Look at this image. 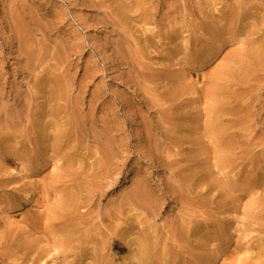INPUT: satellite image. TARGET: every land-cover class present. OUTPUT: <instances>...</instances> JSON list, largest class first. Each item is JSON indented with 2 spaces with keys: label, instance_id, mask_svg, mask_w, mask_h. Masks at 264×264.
Masks as SVG:
<instances>
[{
  "label": "rangeland",
  "instance_id": "rangeland-1",
  "mask_svg": "<svg viewBox=\"0 0 264 264\" xmlns=\"http://www.w3.org/2000/svg\"><path fill=\"white\" fill-rule=\"evenodd\" d=\"M263 49L264 0H0V264H264Z\"/></svg>",
  "mask_w": 264,
  "mask_h": 264
},
{
  "label": "bare ground",
  "instance_id": "bare-ground-1",
  "mask_svg": "<svg viewBox=\"0 0 264 264\" xmlns=\"http://www.w3.org/2000/svg\"><path fill=\"white\" fill-rule=\"evenodd\" d=\"M248 3V2H247ZM242 9H243V7H242ZM253 10V9H252ZM250 12V11H249ZM169 15V14H168ZM227 15V14H226ZM232 16V15H231ZM243 17L244 18H247L248 17V15H247V13H245L244 15H243ZM251 18V17H250ZM253 20H255V19H253ZM232 22V21H231ZM237 27V26H236ZM250 29V28H249ZM254 31V30H253ZM247 35V34H246ZM256 40V39H255ZM250 51V50H249ZM255 51V50H254ZM254 51H253V54L251 55V57L254 59V61L257 63V65L258 64H260L261 65V63H263L264 62V49L261 51V52H255V54H254ZM244 63V62H243ZM260 65H258V66H260ZM261 67H264V65H261ZM254 72H256V71H254ZM251 73H253V72H251ZM248 74H250V73H248ZM252 75H254V74H251V77H252ZM52 88V87H51ZM50 91H51V89H50ZM55 95V94H54ZM53 95V96H54ZM47 98V97H46ZM50 98V97H49ZM229 98V97H228ZM50 100H52V99H50ZM70 100V99H69ZM69 100H67V102L69 101ZM71 101V100H70ZM52 101H50V103H51ZM73 105H74V103H72ZM51 106H52V104H51ZM48 107V106H47ZM53 108V107H52ZM69 108V107H68ZM67 108V110H70L71 108H69L68 109ZM227 108V107H226ZM19 111V110H18ZM219 108H217V107H214L213 108V115L214 116H217V114L219 113ZM25 112H27V110L25 111ZM224 112V111H223ZM222 112V113H223ZM225 112H227V113H229L228 111H225ZM224 112V113H225ZM253 112V111H252ZM23 113V112H22ZM212 113V112H211ZM221 113V114H222ZM223 113V114H224ZM220 114V115H221ZM20 115V114H19ZM75 115H76V113H75ZM219 115V116H220ZM21 116H23V115H21ZM27 116V115H26ZM51 115H49V117H50ZM226 116H228V115H226ZM236 116V115H235ZM249 116V115H248ZM19 117V116H18ZM45 117H46V115H45ZM48 117V116H47ZM51 117H53V116H51ZM229 117H231L230 115H229ZM250 117V116H249ZM54 118V117H53ZM211 118V117H210ZM237 118V117H236ZM19 119H20V117H19ZM18 119V120H19ZM25 119V118H24ZM71 119V118H70ZM222 119V118H221ZM239 119V118H238ZM22 120V119H21ZM20 120V121H21ZM42 120V119H41ZM46 120H50L49 118H46ZM46 120H45V122H46ZM56 120V119H55ZM55 120H53V121H55ZM64 120V119H63ZM76 120H79V119H76ZM244 120L246 121V119H245V117H244ZM44 121V120H43ZM57 121V120H56ZM235 121V120H234ZM5 123V122H4ZM6 123H7V121H6ZM23 122L21 121V124H22ZM71 123H73V122H71ZM70 123V124H71ZM9 124H11V123H9ZM8 124V125H9ZM17 124H20V123H17ZM243 124V123H242ZM12 125V124H11ZM58 125V124H57ZM75 125H77V121H76V124ZM80 125V124H79ZM79 125H78V127H79ZM71 126V125H70ZM21 127V126H20ZM57 127V126H56ZM72 127V126H71ZM244 127V126H243ZM247 127V126H246ZM58 128H59V126H58ZM16 129V128H15ZM60 129H62V127L60 128ZM14 130V129H13ZM78 130L80 131V129L78 128ZM211 130V129H210ZM251 130V129H250ZM17 131V130H16ZM19 131V130H18ZM17 131V133H19V132H21V131H19L18 132ZM50 132V131H49ZM48 132V133H49ZM250 132V131H249ZM109 133V132H108ZM253 133V132H252ZM51 134H53V133H51ZM222 134V133H221ZM251 134V133H250ZM20 135V134H19ZM253 135V134H252ZM52 137V136H51ZM58 137H60V138H69L70 137V133H68V131H62V130H60V132H59V134L57 135V138ZM212 137V136H211ZM213 137H215V136H213ZM217 137V136H216ZM256 137V136H255ZM248 137H246V139H247ZM243 139V138H242ZM72 140H74V139H72ZM248 141H249V139H247ZM58 141V140H57ZM248 141H246V142H248ZM69 142H70V140H69ZM252 143H254L253 141H251ZM58 143H60V142H58ZM64 143V142H63ZM73 143H74V141H73ZM260 143V142H259ZM264 143V142H263ZM47 144V143H46ZM53 143H52V141H51V145H52ZM62 144V143H61ZM106 144V143H105ZM108 144V143H107ZM247 144V143H246ZM15 145V144H14ZM94 145H96V144H94ZM257 145V144H256ZM49 146V145H48ZM157 146V145H156ZM244 146V145H243ZM105 147V146H104ZM108 147H109V145H108ZM254 147V146H253ZM57 148V147H56ZM55 148V149H56ZM93 148V147H92ZM100 148V147H99ZM110 148V147H109ZM108 148V149H109ZM223 148V147H222ZM241 148V147H240ZM105 149V148H104ZM103 149V150H104ZM245 149V148H244ZM65 150H67V149H65ZM110 150V149H109ZM106 151V150H105ZM112 151V150H111ZM58 152V151H57ZM100 152V151H99ZM110 152V151H109ZM20 153V152H19ZM109 153H108V151H107V154H105V155H108ZM235 154V153H234ZM238 155V154H237ZM258 155V154H257ZM29 156V155H28ZM98 156V155H97ZM102 156V155H101ZM165 156V155H164ZM239 156V155H238ZM105 157V156H104ZM103 157V158H104ZM106 157H108V156H106ZM58 158V157H57ZM165 158V157H164ZM257 158V157H256ZM21 159L24 161L25 159L24 158H22L21 157ZM67 159V158H66ZM9 160H12L9 156H7V155H0V162L1 161H3V162H7V161H9ZM172 160V159H171ZM175 160V159H174ZM17 161V160H16ZM58 161L60 162V159L58 158ZM82 161V160H81ZM104 161V160H103ZM62 162V161H61ZM171 162H173V161H171ZM7 163H9V162H7ZM12 163V162H11ZM14 163V162H13ZM61 164V163H60ZM63 164V163H62ZM167 164H168V162H167ZM255 164V163H254ZM1 165V164H0ZM22 165V164H21ZM82 165V164H81ZM105 165V164H104ZM240 165V164H239ZM5 166V165H4ZM171 167V166H170ZM174 167V166H173ZM66 170V169H65ZM11 172H13V171H11ZM244 173H246V172H244ZM8 175V174H7ZM60 176V175H59ZM104 177V176H103ZM61 179V178H60ZM1 182V181H0ZM95 182V181H94ZM242 183V182H241ZM255 183V182H254ZM92 184V183H91ZM250 184V183H249ZM174 185H176V184H174ZM251 185V184H250ZM177 187H179V186H177ZM139 187H137V189H138ZM146 189V188H145ZM181 190V189H180ZM86 191H88V190H86ZM139 191V190H138ZM146 191H147V189H146ZM89 192H91V191H89ZM140 192V191H139ZM82 193V192H81ZM183 193V192H182ZM186 193V192H185ZM184 193V194H185ZM67 194V193H66ZM89 194V193H88ZM87 194V196L89 197V195ZM33 195V194H32ZM84 195V194H83ZM181 195V194H180ZM86 196V198H88ZM92 196V195H91ZM90 196V197H91ZM126 196V195H125ZM89 197V198H90ZM133 197V196H132ZM180 197V196H179ZM31 198H33V197H31L30 195H26V197H25V200L26 201H28V200H30ZM136 198V197H135ZM137 199V198H136ZM88 200V199H87ZM86 200V201H87ZM124 200H125V198H124ZM123 200V201H124ZM74 198L73 197H70L69 198V200L67 201L68 202V204L69 205H71V204H74ZM90 201V200H89ZM89 201H87V203L89 202ZM124 202H126V200L124 201ZM124 202H122V203H124ZM130 202V201H129ZM142 202H144V201H142ZM147 202V201H146ZM95 203V202H94ZM119 203V202H118ZM120 205V204H119ZM118 205V206H119ZM113 206V205H112ZM122 206H124L125 207V205L124 204H122ZM91 207H92V205H91ZM90 208V207H89ZM115 209V208H114ZM117 209H119V208H117ZM80 210H82V209H80ZM79 210V211H80ZM91 210V209H90ZM123 210V209H122ZM111 211V210H110ZM118 212H119V210H118ZM83 213H85V212H83ZM117 213V212H116ZM112 217L114 218V216L112 215ZM41 219V218H40ZM119 222V221H118ZM104 224V223H103ZM97 226H99V225H97ZM105 226V225H104ZM108 227V226H107ZM109 228V227H108ZM95 230V229H94ZM97 230V229H96ZM88 233H90V232H88ZM174 233V232H173ZM184 233V232H183ZM87 234V233H86ZM154 234V233H153ZM176 234H178V232L176 233ZM79 234H78V230H77V228H76V226L75 225H73V226H68V228H66V230L63 232V239H62V242H61V245L60 246H65L66 248L67 247H70V245L74 242V241H76L78 238H81V236H78ZM87 236H89V235H87ZM143 236H145V235H143ZM154 238V237H153ZM170 238V237H169ZM173 238V237H172ZM89 239H91V238H89ZM148 239V238H147ZM86 240H87V238H86ZM93 240V239H92ZM155 240V239H154ZM159 240V239H158ZM90 242V241H89ZM88 242V243H89ZM104 244V243H103ZM88 245H90V244H88ZM106 246V245H105ZM143 246H144V248H143V251L146 253V254H148L151 250H152V248H153V243L151 242V241H146V243H144L143 244ZM106 248V247H105ZM156 248V247H155ZM59 249H60V247H59ZM158 250V249H157ZM67 252V251H66ZM65 252V253H66ZM50 256V255H49ZM136 256V255H135ZM146 256H148V255H146ZM220 257V255H219V251L216 253V255H215V259H217V258H219ZM57 258V257H56ZM10 259V258H9ZM54 260H55V257L53 258ZM52 259V260H53ZM220 259H221V257H220ZM53 260V261H54ZM66 260H67V258H66Z\"/></svg>",
  "mask_w": 264,
  "mask_h": 264
}]
</instances>
